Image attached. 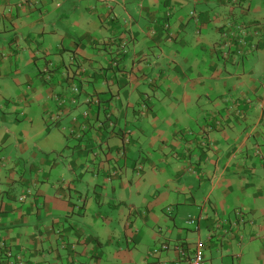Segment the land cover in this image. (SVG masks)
<instances>
[{"label": "crops", "instance_id": "0c3cea01", "mask_svg": "<svg viewBox=\"0 0 264 264\" xmlns=\"http://www.w3.org/2000/svg\"><path fill=\"white\" fill-rule=\"evenodd\" d=\"M247 2L0 0V264H186L197 240L212 264H264ZM233 25L259 31L242 55Z\"/></svg>", "mask_w": 264, "mask_h": 264}, {"label": "built area", "instance_id": "2783aa9c", "mask_svg": "<svg viewBox=\"0 0 264 264\" xmlns=\"http://www.w3.org/2000/svg\"><path fill=\"white\" fill-rule=\"evenodd\" d=\"M232 1H236V0H232ZM190 14H193V12H191ZM154 22L156 23L157 21L154 20ZM163 26L165 28H168V22H163L162 23ZM231 24V23H230ZM234 26V30L231 31V35H235L237 36V42L240 46L239 50H238V53H242L244 51V49H247L246 47V44H247V40H246V37H247V33H246V27H242V26ZM248 31H251L252 34H248V35H252L254 37H256V39L258 38L259 36V31L258 30H248ZM227 44H230L231 43V40L230 38H228ZM241 219H243V217L241 216V212H238L237 213ZM191 222H193L191 220ZM0 247L2 248H5V244L2 242L0 243ZM204 249H205V242L202 241V240H197L195 242V245H194V250L192 252V254L188 257V260H187V263L186 264H212L211 261L206 258V256L204 255Z\"/></svg>", "mask_w": 264, "mask_h": 264}, {"label": "rangeland", "instance_id": "374dc122", "mask_svg": "<svg viewBox=\"0 0 264 264\" xmlns=\"http://www.w3.org/2000/svg\"><path fill=\"white\" fill-rule=\"evenodd\" d=\"M185 139H188V142L187 143H189V145L191 144V142H189V141H194V139H195V143H196L195 150L197 152L203 153V152H206L207 151V138H206V134H202L201 133L199 135L196 134V136H195L193 133H189ZM235 211H240L242 214H244V212L240 208H236Z\"/></svg>", "mask_w": 264, "mask_h": 264}, {"label": "trees", "instance_id": "16d2710c", "mask_svg": "<svg viewBox=\"0 0 264 264\" xmlns=\"http://www.w3.org/2000/svg\"><path fill=\"white\" fill-rule=\"evenodd\" d=\"M232 1V0H231ZM247 1H249V0H236V1H232L233 3H235V4H238V5H247ZM247 29V28H246ZM247 30H249V29H247ZM235 44V43H234ZM239 46V45H238ZM239 50V49H238ZM238 50L236 51L237 52V54L238 55H242L243 53H238ZM225 55H224V54ZM223 57H226V59H230V60H232L233 59V57H237V55H235V54H231V52H228L227 50H222V53H220ZM239 57V56H238ZM3 242V241H2ZM2 242H0V243H2ZM4 243V242H3ZM5 244V243H4ZM6 245V244H5Z\"/></svg>", "mask_w": 264, "mask_h": 264}, {"label": "clouds", "instance_id": "9594fccd", "mask_svg": "<svg viewBox=\"0 0 264 264\" xmlns=\"http://www.w3.org/2000/svg\"><path fill=\"white\" fill-rule=\"evenodd\" d=\"M238 212H240V211H236V213H238ZM241 216H243L242 213H241ZM192 221L194 222V220H192ZM190 222H191V221H190ZM193 222H191V223H193Z\"/></svg>", "mask_w": 264, "mask_h": 264}]
</instances>
